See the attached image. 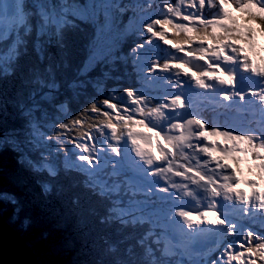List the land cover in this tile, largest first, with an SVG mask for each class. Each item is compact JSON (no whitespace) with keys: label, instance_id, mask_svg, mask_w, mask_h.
<instances>
[{"label":"trees","instance_id":"obj_1","mask_svg":"<svg viewBox=\"0 0 264 264\" xmlns=\"http://www.w3.org/2000/svg\"><path fill=\"white\" fill-rule=\"evenodd\" d=\"M75 1L79 7L60 14L61 21L67 20L62 31L43 24L42 12L31 10L21 42L0 56V213L42 264H150V258L167 264L170 257L159 253L158 227L152 229L138 211L143 207L132 203L144 194L100 181L99 176L121 182L106 166L92 174L76 162L84 152L72 143L74 133L56 138L67 131L59 124L93 101L102 106L100 101L116 94L118 106L127 102L125 89L160 102L169 73L149 71L154 60L167 58L160 41L135 53L132 49L150 35L140 34L142 24L163 12L154 1H148L151 8L148 3L140 8L134 0ZM105 18L101 37L99 21ZM252 26L260 27L258 22ZM96 115L89 112L85 119ZM98 142L104 143L103 137ZM101 154L113 160L107 144ZM144 202V208L157 206L154 198ZM121 213L126 215L121 218ZM183 258L169 261L190 263Z\"/></svg>","mask_w":264,"mask_h":264},{"label":"snow or ice","instance_id":"obj_2","mask_svg":"<svg viewBox=\"0 0 264 264\" xmlns=\"http://www.w3.org/2000/svg\"><path fill=\"white\" fill-rule=\"evenodd\" d=\"M206 3L218 9L215 15L205 18L202 12L186 14L182 11V7L197 8V5L203 9ZM146 6L151 8L152 4ZM162 7L166 12L142 24L140 34L150 35L132 51L143 49L157 38L175 51L163 62L159 58L154 60L149 71L188 77L203 89L227 86L231 94L225 91V99L235 96L244 101L250 94L264 108V87L236 91L238 74L243 78V73H250L264 85V57L253 59L257 31L264 34V0H175V3L163 0ZM46 15V25H54L58 31L67 24L66 19L61 21L59 17ZM257 22L259 29L252 26ZM99 24V34L103 37L107 19ZM198 61H203L204 65H198ZM186 67L188 72L184 71ZM199 67L203 70H192ZM177 83L182 86L184 81ZM124 93L127 102L120 106L113 102L116 94L100 101L102 106L93 101L75 118L59 124L60 129L67 131L57 132L56 138L74 133L72 143L87 153L79 159L88 165L99 162L93 153L103 150L104 144L117 156L121 154V144H127L146 166L148 174L167 182L168 186L162 191L184 190V195L208 201L204 205L207 210L197 207L195 215L184 208L175 214L182 217L187 229L194 233L203 231L201 225H208L223 235L227 242L212 264L217 261L219 264H264V234L251 228L238 231V224L228 220L218 204V200L230 202L245 215L264 217V133H238L220 124H212L209 129L204 119L196 115L187 118L177 111L186 108L182 95L155 102L154 97L135 89H125ZM89 112L96 113V117L85 119ZM98 137H103L104 143H99ZM244 161H250L249 177H257L244 180L251 187L250 192L238 187ZM176 178H180L179 181ZM3 198L8 199L9 194L3 193ZM119 215L122 218L126 214ZM150 264L160 262L150 258Z\"/></svg>","mask_w":264,"mask_h":264},{"label":"rangeland","instance_id":"obj_3","mask_svg":"<svg viewBox=\"0 0 264 264\" xmlns=\"http://www.w3.org/2000/svg\"><path fill=\"white\" fill-rule=\"evenodd\" d=\"M89 2L94 1L96 4H98L101 0H88ZM148 1H154L156 4L157 8L160 9L163 13L166 12L165 9H163L162 4L163 0H148ZM61 4H64L67 6V9H62V6H60L59 13L57 14V17L62 19L60 14H66L67 11H69L72 7L76 6L79 7L80 5L75 1V0H60ZM110 2V0H108ZM145 0H134V3H136L137 6L145 7ZM175 3V0L172 1ZM199 6L197 5V8H190V7H182V11H185L186 14H200L201 12L203 13V16L205 18H208L210 16H213L217 13L218 9L217 8H212L210 11V7L204 9V11L199 10ZM40 11V10H37ZM41 16H39L41 22L46 25V20H47V15L46 14H51L49 11H41ZM112 12V11H111ZM5 13L7 16L11 15L12 13V8L11 4H8L7 9L5 10ZM53 16V15H52ZM96 20V19H95ZM178 22H183V21H178ZM27 29V20L25 25L19 29L16 34L12 35L8 39H3L0 41V56L8 54L12 52L15 47L21 42L22 40V34L26 32ZM262 34L258 33L256 34L255 41L256 45L259 47L258 52L256 54H264V49L262 47V40L264 39ZM171 36V34H169ZM158 39V38H157ZM156 39V40H157ZM159 40V39H158ZM160 41V40H159ZM159 48L163 49L164 54L166 57L169 56L170 52H174L175 50L170 49V46L164 45L162 41L159 43ZM183 55V54H179ZM198 65L203 66L202 61L196 62ZM188 68V67H186ZM195 71H200L203 70V67L199 68H193ZM192 69V70H193ZM189 70V68H188ZM169 73V72H168ZM178 77H176L173 73H169V78L164 81V88L166 89V94H164L161 98L160 101L164 97H172L175 95H182L185 101L191 100L190 94H185V91L178 92L176 90V82H177ZM249 80V77H247ZM108 110V109H107ZM180 109H177L179 111ZM218 111H210L208 114L204 115V117L210 121L212 124H219L216 121H218ZM192 115H195L194 113L187 112L184 114L185 117H191ZM200 116V115H199ZM33 117L38 120L39 118L35 113H33ZM229 122L224 123L223 125L228 126L229 128L236 129L237 132H252L250 131V127H247L246 125H241L237 124L235 119H233L232 115L228 116ZM199 119V118H198ZM221 125V124H220ZM258 128L261 130L263 127V124H257ZM110 151L111 149L108 148ZM87 154V153H84ZM79 153L78 156L75 157V161L84 165L87 170L94 174L97 172H100L103 167H108L109 172L113 174L114 176H118L121 180V182H105L103 177L99 176V180L102 181L103 183H108L114 188H121L125 187L126 191L127 189H131L132 192H138L141 191V193L144 194V189H142L137 186V178L141 177L143 182L142 184L145 185L146 183V177L149 175L147 171L145 172H140V168H146V166L143 164L142 161H140L139 157L135 155L134 152H132L127 144H121V154L117 156L114 152L111 151V155L113 160L110 162H107V160L102 156L101 150H98V153H93V155H97L98 163H95L93 165H88L86 161H82L79 159L80 155H84ZM138 176V177H137ZM180 178H176L177 181H179ZM156 180L160 181V177L156 176ZM165 186L167 185V182L163 180L162 182ZM134 186L138 187L133 188ZM168 186V185H167ZM152 190H155L154 186L150 187ZM171 188H169L170 190ZM138 190V191H137ZM162 191L161 189H159ZM146 197L143 195V198L140 200H135L132 201L133 205L135 208L140 207V205L143 207L142 209L138 210L139 212L144 213V216L148 217L149 223L152 225V229L154 228V225H156L159 229V233L157 232L156 229V234L155 236L157 237V240L159 241L160 245L162 246V250H160L162 255H168L170 259H175L174 253L172 251V244L176 241V237H179V235H183V238L180 239L181 243L183 244L185 235H187L186 231L191 230L187 229L186 224L183 221L182 217H179L175 213L180 209L184 208V210H187V208H196L198 205L204 203L203 198H193L192 196H187L184 195V190H176L172 189V193L170 194V199L172 200L171 206L169 209L167 208H162V209H157L153 207H146L144 208L143 204L145 203ZM138 202V203H137ZM165 202H168V199H166ZM124 211H126V208H123ZM203 211V210H202ZM176 220L178 221L179 225L182 227L176 228ZM26 224V223H24ZM264 225V221H261L256 225L258 228L256 232H259L261 234H264V230L262 229V226ZM195 227V225L193 226ZM188 232V231H187ZM34 234V231H33ZM213 234V233H211ZM208 234V235H211ZM206 235H202V238H204ZM174 239V240H173ZM221 252V251H220ZM173 253V257H171V254ZM219 256V255H218ZM218 256L216 258H213V254L209 256V262L212 264L214 260H217ZM170 259H167V264H171L173 261H169ZM178 261V260H177ZM39 262V261H38ZM189 264H197L195 261L190 262ZM217 264L219 262L217 261ZM233 264H236V262H233Z\"/></svg>","mask_w":264,"mask_h":264},{"label":"water","instance_id":"obj_4","mask_svg":"<svg viewBox=\"0 0 264 264\" xmlns=\"http://www.w3.org/2000/svg\"><path fill=\"white\" fill-rule=\"evenodd\" d=\"M0 264H42L19 231L1 214Z\"/></svg>","mask_w":264,"mask_h":264},{"label":"clouds","instance_id":"obj_5","mask_svg":"<svg viewBox=\"0 0 264 264\" xmlns=\"http://www.w3.org/2000/svg\"><path fill=\"white\" fill-rule=\"evenodd\" d=\"M146 3V2H144ZM1 214V213H0ZM2 215V214H1ZM3 216V215H2ZM10 223V222H9ZM11 224V223H10ZM12 225V224H11ZM13 226V225H12ZM14 227V226H13ZM16 228V227H15ZM17 229V228H16ZM18 230V229H17ZM19 231V230H18ZM20 233V232H19ZM21 234V233H20ZM23 237V236H22ZM24 239V238H23ZM25 240V239H24ZM26 241V240H25ZM27 242V241H26ZM28 243V242H27Z\"/></svg>","mask_w":264,"mask_h":264},{"label":"bare ground","instance_id":"obj_6","mask_svg":"<svg viewBox=\"0 0 264 264\" xmlns=\"http://www.w3.org/2000/svg\"><path fill=\"white\" fill-rule=\"evenodd\" d=\"M182 228V227H181ZM183 236H184V234L183 235H181V238L180 239H182L183 238Z\"/></svg>","mask_w":264,"mask_h":264}]
</instances>
